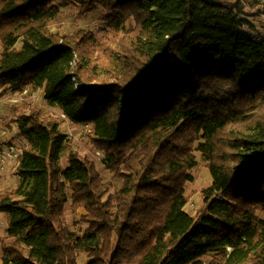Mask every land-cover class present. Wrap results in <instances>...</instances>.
Returning <instances> with one entry per match:
<instances>
[{"label": "trees", "instance_id": "obj_1", "mask_svg": "<svg viewBox=\"0 0 264 264\" xmlns=\"http://www.w3.org/2000/svg\"><path fill=\"white\" fill-rule=\"evenodd\" d=\"M68 5L100 8L109 35L52 31ZM247 7L262 15L264 0H0V85L41 89L89 125L122 181L111 192L78 150L62 167L66 135L32 106L16 120L18 183L0 193V264H82V251L86 264H264V33ZM196 151L212 183L193 214Z\"/></svg>", "mask_w": 264, "mask_h": 264}, {"label": "rangeland", "instance_id": "obj_2", "mask_svg": "<svg viewBox=\"0 0 264 264\" xmlns=\"http://www.w3.org/2000/svg\"><path fill=\"white\" fill-rule=\"evenodd\" d=\"M246 10L250 11L247 17L254 23L259 31H263L264 33V29L262 28V24L264 23V10L262 15H253V13L258 10V7H247ZM49 25L52 31L59 32L61 34L72 35L80 30H86L95 34V38L97 40H101L105 38L106 35H109V28L101 19L100 8L83 14L80 13V8L76 5L63 6L61 7V13L59 16L50 21ZM131 26L132 23L129 24V28ZM119 37H122V34H120ZM95 58L102 60L101 65L104 66L110 64L111 62L109 57L106 56L104 50L97 53ZM0 89L2 90L0 105V131L2 129L6 131L8 130L6 135H2L0 141L7 137L13 139L17 145L23 147L24 141L15 130V127L17 126L16 120L23 114L28 113L32 106L41 107L45 116L56 119L59 122L61 130L66 135L65 146L61 156L62 167L68 166L69 155L71 152L78 150L82 155H85L96 163L104 180L111 185V192H114L121 187L122 181L115 177L111 170L105 167L104 153L99 151L89 141L87 136L90 131L89 125L74 123L62 113L60 108L48 105L44 100L43 91L41 89L32 90L28 88L24 92L16 93L4 85H0ZM12 100L15 102H11ZM6 119H9V121L7 122ZM195 155L198 163L197 166L190 171L192 180L186 184V195L188 196L186 210L193 214L203 206V189L209 187L212 183V176L206 163L201 159L198 151L195 152ZM15 170L16 166L14 165L0 166V174L4 177L3 179H0V193L12 190L16 187L18 177L15 174ZM67 193L69 195V201L66 205L68 223L73 231L82 235L84 230L87 228V225L80 223V216L84 214V211L82 209L78 212L73 211L71 206L72 199L70 198L72 190L67 188ZM7 227L8 222L5 214L0 213V238L6 235ZM211 259V255L205 257L202 260V264H208ZM1 260L2 254L0 250V262ZM89 260L90 258L88 253L84 251L80 252V263L86 264Z\"/></svg>", "mask_w": 264, "mask_h": 264}, {"label": "built area", "instance_id": "obj_3", "mask_svg": "<svg viewBox=\"0 0 264 264\" xmlns=\"http://www.w3.org/2000/svg\"><path fill=\"white\" fill-rule=\"evenodd\" d=\"M2 90L0 89V105H1ZM11 102H15L12 100ZM1 127V126H0ZM16 133H19L18 126L15 127ZM8 131V130H7ZM7 131L2 129L0 131V139L2 135H6ZM2 133V134H1ZM23 153V147L17 145L13 139L5 137L0 141V166H17L20 156Z\"/></svg>", "mask_w": 264, "mask_h": 264}, {"label": "crops", "instance_id": "obj_4", "mask_svg": "<svg viewBox=\"0 0 264 264\" xmlns=\"http://www.w3.org/2000/svg\"><path fill=\"white\" fill-rule=\"evenodd\" d=\"M7 122L9 121V119H6ZM4 177L0 174V179H3Z\"/></svg>", "mask_w": 264, "mask_h": 264}]
</instances>
